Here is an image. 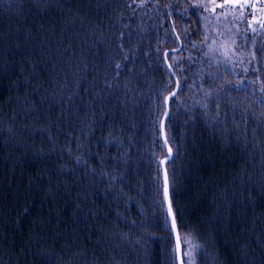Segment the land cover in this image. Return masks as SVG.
<instances>
[{
    "label": "trees",
    "instance_id": "1",
    "mask_svg": "<svg viewBox=\"0 0 264 264\" xmlns=\"http://www.w3.org/2000/svg\"><path fill=\"white\" fill-rule=\"evenodd\" d=\"M217 2L0 0V264H178L166 50L184 262L264 264V19Z\"/></svg>",
    "mask_w": 264,
    "mask_h": 264
},
{
    "label": "water",
    "instance_id": "2",
    "mask_svg": "<svg viewBox=\"0 0 264 264\" xmlns=\"http://www.w3.org/2000/svg\"><path fill=\"white\" fill-rule=\"evenodd\" d=\"M180 47H181V44L177 49H174V50H178ZM167 55H168V51L166 50L164 52V59H165V62L167 64L169 70L171 71V73L173 75V78L175 81V87L170 93H168V95L165 98L166 109H165V113H164L162 120H161V136H162L163 143H164L166 150H167V155L161 160V168H162V175H163V194H164L165 205H166L167 213H168V216L170 219L171 227H172L173 218H175V221H176V227H175V229L172 227V231H173L175 247H176L177 262H178V264H185L184 257H183L182 238L180 235L177 219H176L175 212H174L173 205H172V201H171L170 179H169V173H168V168H167L168 162L171 161L173 156H174V151H173V148L168 141L167 134H166V121H167L168 116L170 114V102H171L172 98L177 94V92L180 89V87H177V82H179V85H180V80H179L177 74L175 73V71L173 70ZM169 66H171V67H169ZM172 93H175V95L173 96ZM165 139H167V141H168L167 144H165ZM169 148L172 149L170 156L168 153ZM165 177H167V190H168L167 197H165V184H166ZM169 203H171V208H172L171 214H169V211H168ZM178 237H179V247H178Z\"/></svg>",
    "mask_w": 264,
    "mask_h": 264
},
{
    "label": "snow or ice",
    "instance_id": "3",
    "mask_svg": "<svg viewBox=\"0 0 264 264\" xmlns=\"http://www.w3.org/2000/svg\"><path fill=\"white\" fill-rule=\"evenodd\" d=\"M194 6L195 7H201L202 5H199L198 4V5H194ZM220 7H223V5H220ZM262 27H264V25H262ZM228 31L230 32V30H228ZM253 31H255V29H253ZM219 35L226 36V34L224 32L219 33ZM204 40L205 41L208 40V36L207 35H205ZM228 42H231L232 44H235V40L234 39H231L230 36H226V39H225L224 42H222L221 46L222 47H227V43ZM213 43L215 44L216 41H213ZM193 46L195 47V45H193ZM260 51H264V49H261ZM253 56H255V54H253ZM117 67H119V65H117ZM169 67H171V66H169ZM177 87H180L179 82H177ZM172 95L174 96L175 93H172ZM206 95H210V93H206ZM262 103H264V101H262ZM205 107H207V105H205ZM217 115H219V113ZM254 118H256V117H254ZM260 118H264V113H260V116L258 117V119H260ZM253 134H255V130H253ZM167 143H168V141H167V139H165V144H167ZM171 152H172V149L169 148L168 149L169 156L171 155ZM165 181H166V184H165V197H167V195H168V190H167V177H165ZM168 211H169V214H171V212H172L171 203H169ZM172 227L174 229L176 227L175 218H173V220H172ZM185 243L189 245V250L185 253V255L189 257L188 264H192L193 253L198 248H200V246L199 245H193V244H191L190 241H188L187 238H185ZM178 247H179V237H178Z\"/></svg>",
    "mask_w": 264,
    "mask_h": 264
},
{
    "label": "rangeland",
    "instance_id": "4",
    "mask_svg": "<svg viewBox=\"0 0 264 264\" xmlns=\"http://www.w3.org/2000/svg\"><path fill=\"white\" fill-rule=\"evenodd\" d=\"M227 2V7H233L236 3L244 12L250 13L254 22H261L264 19V0H218L217 4L222 5L223 2Z\"/></svg>",
    "mask_w": 264,
    "mask_h": 264
}]
</instances>
